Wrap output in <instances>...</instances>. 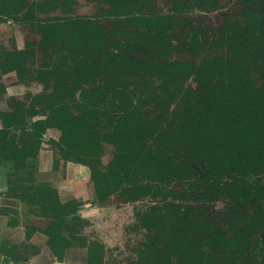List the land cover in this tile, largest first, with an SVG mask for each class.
<instances>
[{"label":"trees","instance_id":"obj_1","mask_svg":"<svg viewBox=\"0 0 264 264\" xmlns=\"http://www.w3.org/2000/svg\"><path fill=\"white\" fill-rule=\"evenodd\" d=\"M167 2L0 0V94L40 87L0 112V214L31 254L106 264L53 155L88 168L92 204H147L125 264H264V0ZM224 7L217 25L194 15Z\"/></svg>","mask_w":264,"mask_h":264},{"label":"rangeland","instance_id":"obj_2","mask_svg":"<svg viewBox=\"0 0 264 264\" xmlns=\"http://www.w3.org/2000/svg\"><path fill=\"white\" fill-rule=\"evenodd\" d=\"M160 7L164 10L169 8V2L167 0H160ZM96 0H78L76 5L77 11L79 13L86 14L91 13L95 7ZM229 9V7H224L223 9H218L214 12H202L197 11L194 13L195 17L200 16L202 20L211 25L220 24L222 13ZM40 87L33 84V86L28 89L25 86L16 85L8 88L7 93L0 94V112L8 108V99L11 95L23 94L27 91H36ZM38 91V90H37ZM113 153L112 147H107L105 152V158L109 157ZM51 168V161L50 167ZM50 171V170H49ZM80 175V176H79ZM87 178V186L82 182L83 176ZM90 172H83V167L78 163L70 162L67 166H62V169L58 171L57 175H50L52 177L54 185L61 186L64 190L75 191L77 195L82 197L90 196L89 192V180ZM43 179V177H42ZM87 187V188H86ZM23 213L21 214L22 219L27 217L36 216L37 213L30 212V206L26 203L22 204ZM86 209L81 213L86 216L89 221H87L86 234L90 240L98 239L105 244L107 251L106 264H125L128 257L135 255L136 251H133L134 247L146 238V231L141 230V219L139 211L147 208L145 202L139 201L136 204H126L121 206H111L105 209H99L96 206L87 203ZM22 235L24 233L22 232ZM86 247L74 249L73 252L66 256L63 263H53L54 260H47V254L40 255L38 258H32L30 248L27 247L25 255L29 261L28 264L32 262V259L36 262L34 264H88V259L86 255ZM45 252V251H43ZM22 258V257H21Z\"/></svg>","mask_w":264,"mask_h":264},{"label":"flooded vegetation","instance_id":"obj_3","mask_svg":"<svg viewBox=\"0 0 264 264\" xmlns=\"http://www.w3.org/2000/svg\"><path fill=\"white\" fill-rule=\"evenodd\" d=\"M12 86H16V85H12ZM21 86H25L26 87V85H21ZM9 87H11V86H9ZM8 87V88H9ZM7 91H8V89H7ZM7 93V92H6ZM12 96V95H11ZM16 96V95H15ZM52 156L53 155H50V157H49V159H48V169L50 170H48L47 171V173H48V180H50L53 184H54V182H53V179H52V177H49L51 174L52 175H57L58 174V171L59 170H61L62 169V166L64 165V166H67L70 162H73V161H69V162H66V163H64V160H62V164H61V167H59L58 169H54L53 168V160H52ZM50 161H51V168H49L50 167ZM74 163H76V162H74ZM79 164V163H78ZM80 166L81 167H83V172L85 171V173H86V171H87V167L85 166V165H81L80 164ZM10 169H11V167L8 165V164H5V165H2L1 167H0V183H1V186H3V185H5V190H0V193H5V192H7L8 191V189H9V180H10V178H9V172H10ZM45 175V174H44ZM46 177H47V175H45ZM80 176V175H79ZM86 175H84L83 176V179H82V182H84L85 183V185L87 186V176L85 177ZM42 177H43V174H42ZM41 177V178H42ZM39 179V178H38ZM1 180L3 181V183L1 182ZM89 181V180H88ZM88 184H89V182H88ZM54 186H57V185H54ZM57 187H59V188H61V186H57ZM87 188V187H86ZM61 189H63V188H61ZM74 194H76V196H78V197H81V198H83L84 200H85V203H84V208L80 211V214L79 215H81V216H83L81 213H83V211L86 209V205H87V203H91V205H93V206H96V207H98L99 209H105V208H108V207H111V206H121V205H111V206H107V207H104V208H100L99 206H97V205H94V204H92V202L90 201V198H91V193H88L90 196H88V199H87V197H82V196H79V195H77V193H75V191H72ZM89 192H90V190H89ZM0 197H2L1 195H0ZM139 202V201H138ZM23 203H25V202H23ZM22 203V204H23ZM137 202H134L133 204H136ZM27 204V203H26ZM126 204H131V202H129V203H126ZM126 204H122V205H126ZM145 210V209H144ZM144 210H142V211H144ZM142 211H139L138 213H139V215H140V217H141V212ZM84 218H86L87 219V217L86 216H83ZM141 219V218H140ZM24 220V219H23ZM141 224V223H140ZM9 226H11L13 229V231H14V233H16V236H15V241H17V242H14L13 241V238L11 239L12 241H3L4 242V244H2L3 242H0V248H4V246H5V242H7L9 245H16L17 246V248H16V251H17V259H16V257H12L11 256V259L13 260V261H15L16 263L18 262V263H22V264H28L27 262L29 261V259L28 258H26L27 259V261H23L22 259L24 258V256H27V255H25V253H26V250H27V246H26V244L24 243L25 242V232L21 229V228H19L18 226L17 227H14L13 225H9ZM86 227H87V224L82 228L83 230H82V233L85 235V236H87V234L85 233L86 232ZM141 230H145V229H141ZM146 231V230H145ZM22 232L24 233V239H22V240H20V237H21V235H22ZM88 237V236H87ZM94 240H98V239H94ZM88 241H92V240H90V238L88 237ZM100 241V240H99ZM101 242V241H100ZM103 245H105L104 243H103ZM78 248H84V247H81V246H77V247H75L74 249H78ZM106 248V247H105ZM86 250H87V247H86ZM108 251V250H107ZM0 253L1 254H5L4 252H1V249H0ZM7 255V254H6ZM22 257V258H21ZM38 258V257H40V254H38V255H33L32 254V258L34 259V258ZM36 260V259H35ZM50 260H53V259H50ZM29 264H34L33 262H30Z\"/></svg>","mask_w":264,"mask_h":264},{"label":"crops","instance_id":"obj_4","mask_svg":"<svg viewBox=\"0 0 264 264\" xmlns=\"http://www.w3.org/2000/svg\"><path fill=\"white\" fill-rule=\"evenodd\" d=\"M1 182L3 183L2 180H1ZM0 190H5V185L1 186V183H0ZM12 229L13 228L11 226H9L8 217L0 214V242L12 241L11 240L12 238H13L14 242H17V241H15L16 233H14V231ZM22 239H24L23 235H21V237H20V240H22ZM32 262L35 263L36 261L32 259ZM0 264H22V263L21 262L16 263L15 261H13L11 259V257L9 255L0 253Z\"/></svg>","mask_w":264,"mask_h":264}]
</instances>
